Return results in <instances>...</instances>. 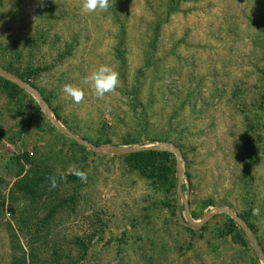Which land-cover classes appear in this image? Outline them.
Returning <instances> with one entry per match:
<instances>
[{"label": "rangeland", "instance_id": "1", "mask_svg": "<svg viewBox=\"0 0 264 264\" xmlns=\"http://www.w3.org/2000/svg\"><path fill=\"white\" fill-rule=\"evenodd\" d=\"M82 3L0 0V67L80 138L182 164L94 153L0 77V264H264V0ZM105 64L101 99L83 80Z\"/></svg>", "mask_w": 264, "mask_h": 264}, {"label": "water", "instance_id": "2", "mask_svg": "<svg viewBox=\"0 0 264 264\" xmlns=\"http://www.w3.org/2000/svg\"><path fill=\"white\" fill-rule=\"evenodd\" d=\"M0 77L24 88L29 93H31L40 102L41 106L43 107V109L45 110L47 114V117L58 129H60L63 133H65L71 139H73L74 141H76L77 143L86 147L87 149H89L90 151L94 153L101 154V155H130V154H135V153H140V152H149V151H157V152L170 151L177 155L180 165L182 164V156L179 153L178 149L168 146V145H161L158 147H151V148L135 149V148L112 147V146H98V145L91 143L88 140L82 139L79 136L72 133L69 129L64 127L59 122V120L55 117L53 111L51 110V108L49 107V105L47 104L43 96L37 91V89L34 86L22 80L21 78H18L12 75L11 73L5 71L1 67H0ZM181 175H183L182 172H181ZM179 188L181 190V186ZM185 207L188 213V222L193 228H201L204 225V223H206L210 218L209 215H206L202 218L200 223H196L191 219L189 215V203L187 201H185ZM223 211L226 213H229L234 219V221H236L246 231L250 239L254 242V239L252 238V235L248 231V228L244 224L243 220L237 214H235L233 210H223ZM261 259L264 262L263 255H261Z\"/></svg>", "mask_w": 264, "mask_h": 264}, {"label": "clouds", "instance_id": "3", "mask_svg": "<svg viewBox=\"0 0 264 264\" xmlns=\"http://www.w3.org/2000/svg\"><path fill=\"white\" fill-rule=\"evenodd\" d=\"M110 6V0H83L81 10L83 13L90 14L97 11H107ZM83 84L89 85L93 89L94 94L102 99L106 94L114 93L120 86L119 72L110 65H101L97 70L91 72L84 78ZM62 91L67 97H70L74 103L79 104L84 100L85 92L79 86L65 84ZM71 174L77 176L82 182H87L86 172L73 167L71 169ZM49 181L51 188L57 186L55 176L49 177ZM252 214L254 216L259 215V208H253Z\"/></svg>", "mask_w": 264, "mask_h": 264}, {"label": "trees", "instance_id": "4", "mask_svg": "<svg viewBox=\"0 0 264 264\" xmlns=\"http://www.w3.org/2000/svg\"><path fill=\"white\" fill-rule=\"evenodd\" d=\"M22 80H25L28 82V76L26 74L19 76ZM15 86V85H14ZM47 101V103H49V101L47 99H45ZM171 155L168 152H156V151H149V152H140V153H135V154H130V158H136V157H149L151 159H155V158H161L164 156H168ZM149 166V165H146ZM38 183L34 184V187L37 186ZM33 192V191H32ZM232 223L235 225L234 220H232Z\"/></svg>", "mask_w": 264, "mask_h": 264}]
</instances>
